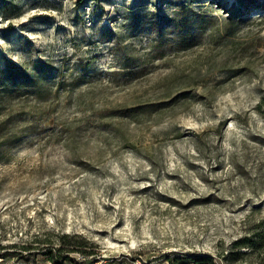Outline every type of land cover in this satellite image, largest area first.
<instances>
[{
    "label": "rangeland",
    "instance_id": "1",
    "mask_svg": "<svg viewBox=\"0 0 264 264\" xmlns=\"http://www.w3.org/2000/svg\"><path fill=\"white\" fill-rule=\"evenodd\" d=\"M264 264V0H0V264Z\"/></svg>",
    "mask_w": 264,
    "mask_h": 264
},
{
    "label": "trees",
    "instance_id": "2",
    "mask_svg": "<svg viewBox=\"0 0 264 264\" xmlns=\"http://www.w3.org/2000/svg\"><path fill=\"white\" fill-rule=\"evenodd\" d=\"M170 264H216L213 257L209 255H195L186 259L168 258Z\"/></svg>",
    "mask_w": 264,
    "mask_h": 264
}]
</instances>
